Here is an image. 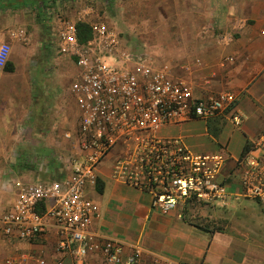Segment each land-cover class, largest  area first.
<instances>
[{
	"label": "crops",
	"instance_id": "0c3cea01",
	"mask_svg": "<svg viewBox=\"0 0 264 264\" xmlns=\"http://www.w3.org/2000/svg\"><path fill=\"white\" fill-rule=\"evenodd\" d=\"M73 1L0 0V39L13 49L12 69L0 71V216L13 202L14 180L34 179L9 168L24 159L17 150L35 149L37 165L56 166L62 158L57 152L41 156L39 151L69 144L64 134L75 135L79 128V110L70 93L75 65L57 51L62 21L103 19L126 38L133 29H142L134 28L135 21L149 18L142 11L153 0H78L71 8ZM159 1L167 22L165 56L172 57L179 76L193 84L197 96L233 92L242 120L235 124L228 113L209 120L192 118L163 126L158 136L180 137L196 153H225L219 180L230 198L225 203L195 199L163 214L152 208L149 192L112 178V153L98 167L97 184L88 186V195L100 207L93 229L126 242L125 256L132 253L131 246H140L139 264H164V259L264 264V204L247 192L243 181L248 174L240 162L264 134V0ZM18 29L27 31L28 40L12 36ZM32 54L38 59L33 61ZM44 64L47 76L42 74ZM75 151L72 147L68 154ZM57 240L54 229L34 241L0 239V264L12 257L23 259L21 264H38L30 256L45 264H108L99 252L78 261L58 251Z\"/></svg>",
	"mask_w": 264,
	"mask_h": 264
},
{
	"label": "built area",
	"instance_id": "2783aa9c",
	"mask_svg": "<svg viewBox=\"0 0 264 264\" xmlns=\"http://www.w3.org/2000/svg\"><path fill=\"white\" fill-rule=\"evenodd\" d=\"M79 22H85L83 16L64 21L57 40L58 53L71 58L77 70L70 93L80 124L75 135L64 134L76 151L61 158L64 169L52 179L14 180L13 202L0 216V239L34 241L54 229L58 251L78 261L99 252L108 264H139L140 246H131L125 256L126 242L93 229L100 207L87 190L97 184L98 167L116 153L112 178L149 192L152 208L163 214L195 199L225 203L230 196L219 180L225 153H196L182 138H163L158 132L169 124L226 113L240 124L242 116L233 92L197 96L193 84L176 77L169 63H157L141 47H127L125 36L106 21L89 23L92 37L86 41L79 39ZM12 36L28 40L24 29ZM11 53L12 45L0 39V68ZM240 162L248 174L243 181L247 192L264 204V135ZM22 261L12 257L6 263Z\"/></svg>",
	"mask_w": 264,
	"mask_h": 264
},
{
	"label": "rangeland",
	"instance_id": "374dc122",
	"mask_svg": "<svg viewBox=\"0 0 264 264\" xmlns=\"http://www.w3.org/2000/svg\"><path fill=\"white\" fill-rule=\"evenodd\" d=\"M77 3H78V0H74L72 3L70 2L72 6L71 8L76 7ZM159 3H163V1L153 0L151 1V4L147 7V10L142 11V14L149 15V18L142 19V20L140 19L139 21L137 20V22L135 21L134 28H138L137 25H140L142 29L140 31L138 29H133L132 31L135 33H131L130 36L129 35L126 36V39H127L126 43H127V47H137V43H139V45L142 46L141 48L148 51L157 63L159 64L165 63V62L169 63L172 66L174 75L177 77L180 75L179 67L177 66V64H175L173 59H171L172 58L171 56H167V55L165 56L164 47L166 46V41L168 40V37H166L163 34V31L164 29H166L167 22L162 12L163 8L161 7V5H159ZM123 7L125 8L126 5H124ZM111 11L112 13H114V10L112 8H111ZM67 20L68 19L66 20L64 19L62 22L67 21ZM72 21H75V20H72ZM76 21H78V18ZM96 21H99V20H96ZM12 52H13V49H12ZM19 53H20V50L18 49L17 50L18 56H19ZM48 55L49 56H46V57L50 59V57H52V54L49 52ZM31 56H32L33 61L38 59L37 54H32ZM9 64L10 62L7 65ZM42 67H43L42 74L47 76L48 74L47 73L45 74V69H44L45 64L42 65ZM4 69H7V67L0 68V71H3ZM34 70L35 69L33 68L32 69L33 76L37 74L35 73ZM76 71H77L76 68H74L73 73H75ZM70 82H71V79H70ZM34 102L38 106L41 105V102L39 101H34ZM263 135L264 134H262L258 138V140ZM70 143L71 142H69V144H65V146L63 145L61 147H58V149L40 150L39 153L41 152L40 153L41 156L42 155L44 156L46 154L56 156L55 153L57 152L59 154V157L61 158L65 156V154L68 155V152L72 149V143L71 144ZM17 152L22 154L24 156L23 157L24 159H22V161L18 162L17 164L13 166L10 165L9 168L10 167L13 168V170L17 172L18 175L20 176H24L25 174L31 173L34 175V178H37L40 176L44 179H52L53 177L60 175V172L64 166V164H62L63 162L60 163L61 161H59V163H57L56 166H53L51 164H44V163L37 165L36 160L34 161L35 152H36L35 149H26V150L20 149V150H17ZM4 189H6V187Z\"/></svg>",
	"mask_w": 264,
	"mask_h": 264
},
{
	"label": "trees",
	"instance_id": "16d2710c",
	"mask_svg": "<svg viewBox=\"0 0 264 264\" xmlns=\"http://www.w3.org/2000/svg\"><path fill=\"white\" fill-rule=\"evenodd\" d=\"M78 31H79V39L81 41H86L92 37L91 28H90V25L88 22H79L78 23ZM6 67L8 70L12 69V67H10V65H7ZM247 149L245 150V152L247 151Z\"/></svg>",
	"mask_w": 264,
	"mask_h": 264
}]
</instances>
